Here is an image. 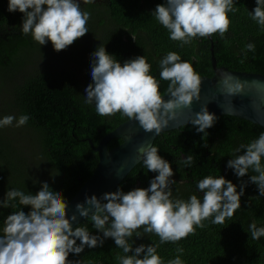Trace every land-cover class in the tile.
I'll return each instance as SVG.
<instances>
[{
	"label": "trees",
	"instance_id": "obj_1",
	"mask_svg": "<svg viewBox=\"0 0 264 264\" xmlns=\"http://www.w3.org/2000/svg\"><path fill=\"white\" fill-rule=\"evenodd\" d=\"M163 3L166 0L84 3L80 7L90 14V32L57 52L50 41L40 46L31 33L24 35L23 13L9 12L8 0H0V89L7 86L11 96L2 111L15 117L14 127L6 134L0 132V200L10 188L35 194L42 182H47L50 191L61 192L69 202L99 164V153L86 139L91 138L97 145L103 136L130 119L120 112L101 116L94 103L85 102L84 90L91 83L92 53L99 45L121 64L144 55L161 95L167 93L169 81L160 78V61L169 52L192 64L200 77L215 74L212 42L218 66L264 74V26L252 19L251 12L256 0H233L234 11L228 13L231 23L223 37L219 33L212 38L197 36L187 44L170 39V32L156 19L153 11ZM248 43L255 45L254 51L247 50ZM22 115L29 116V120L17 127L16 121ZM217 117L214 126L207 129L208 134L197 132L192 124L184 125L160 133L153 146L173 168L176 183L171 199L187 201L196 195L202 202L204 193L198 189V182L207 176L222 175L237 185V191L242 183L245 185L241 207L223 224H213L214 217L209 218L203 221V228L197 226L194 234L177 242L161 243L155 233H144L143 226L137 230L141 237L134 233L128 238L133 248L152 244L163 264L177 256L183 264H264V236L254 240L249 231L253 222L257 228L264 227V196L249 181V176L258 174L250 168L248 175L238 178L227 167L228 160L243 153V149L236 150L257 139L264 127L234 115ZM121 143L122 139L115 138L108 145L113 148ZM189 155L193 156L190 167L183 164ZM261 164L264 166V157ZM155 175L147 171L142 160L114 191L147 188ZM10 203L13 207H0V235L7 215L30 211L31 206L20 205L19 198ZM78 226L98 233L90 218ZM179 248L182 253L177 251ZM127 255L131 253L106 238L102 246L85 247L79 255L70 253L68 258L79 264H120L118 258Z\"/></svg>",
	"mask_w": 264,
	"mask_h": 264
},
{
	"label": "clouds",
	"instance_id": "obj_2",
	"mask_svg": "<svg viewBox=\"0 0 264 264\" xmlns=\"http://www.w3.org/2000/svg\"><path fill=\"white\" fill-rule=\"evenodd\" d=\"M83 2L90 4L94 0ZM8 11L23 13L24 35L31 33L40 46L50 41L57 52L90 32L87 26L90 14L81 10L78 0H8ZM230 11H234L233 0H166V3L157 4L153 13L170 32V39L187 44L197 36L219 33L223 37L231 23ZM251 12L252 19L264 26V0H256ZM246 48L254 51L255 45L248 43ZM113 57L105 46L96 48L92 53L91 83L84 90L85 102L94 103L101 116L120 112L137 120L146 132L159 134L176 118L177 109L190 108L193 100L199 99L200 76L192 64L181 61L175 52H169L160 61V78L169 81L168 99L161 95L157 79L150 75L151 65L144 55L125 60L123 64ZM235 87L238 89L239 84ZM229 91L233 89L230 87ZM14 119L11 115L5 116L0 119V127L11 126ZM217 119L207 106H203L195 112L190 123L197 132L205 134ZM28 120L29 116L22 115L16 126H23ZM241 149L243 153L228 160L227 167L238 178L248 175L251 168L258 175L249 176V181L256 184L259 195L264 196V166L261 164L264 133L236 151ZM137 151L143 155L147 171L157 173L147 188L137 187L128 192L117 189L104 193L102 198L95 194L86 196L83 203L76 204L71 216L68 215V201L61 192L50 191L47 182H42L35 194L10 188L0 200V207H13L10 202L16 198L20 205L31 207L27 213L13 211L4 219L0 264H79L68 258L70 253L79 255L85 247L102 246L106 238H112L117 247L131 253L119 257L120 264H163L152 244L133 248L128 238L134 233L141 237L137 230L143 226L144 233H155L161 243L177 242L194 234L197 226L203 228V221L209 218L214 217L213 224H223L241 207L245 185L242 183L237 191V185L222 175L207 176L198 182V189L204 193L202 202L196 195L187 201L171 199L172 185L176 181L172 178L174 171L170 162L159 155L154 146L141 144ZM192 162L191 155L183 160L189 167ZM77 213L90 218L98 233L92 234L85 227L73 228ZM249 231L254 240L264 236V227L257 228L255 222L250 224ZM177 251L182 253L183 249ZM168 264L183 262L177 256Z\"/></svg>",
	"mask_w": 264,
	"mask_h": 264
},
{
	"label": "water",
	"instance_id": "obj_3",
	"mask_svg": "<svg viewBox=\"0 0 264 264\" xmlns=\"http://www.w3.org/2000/svg\"><path fill=\"white\" fill-rule=\"evenodd\" d=\"M211 54L215 74L211 77H200L199 99H194L190 108L177 109L176 118L171 120L160 133L191 124L195 112L200 111L203 106H207L209 112L216 116L234 115L264 127V74L218 66L213 42ZM237 84H239L238 89L235 87ZM230 87L233 91H229ZM162 96L165 99L169 98L167 93ZM159 134H155L154 131L146 132L137 120L128 119L103 136L97 145L91 138H87L86 140L99 153L100 160L91 177L68 202V215L71 216L76 211V204L83 203L86 196L95 194L97 198H102L104 193L113 192L143 160V155L137 151V148L141 144L145 147L153 146ZM115 138L122 139V143L109 148V141ZM85 219L77 213L73 228Z\"/></svg>",
	"mask_w": 264,
	"mask_h": 264
},
{
	"label": "rangeland",
	"instance_id": "obj_4",
	"mask_svg": "<svg viewBox=\"0 0 264 264\" xmlns=\"http://www.w3.org/2000/svg\"><path fill=\"white\" fill-rule=\"evenodd\" d=\"M11 96L8 95V87L5 86L3 88L0 89V119H3L5 116H8L6 113V111H2V108L8 106V103L10 101ZM13 123L11 126H6V127H0V132L2 131L4 134H6V132L8 130H10L11 128H13Z\"/></svg>",
	"mask_w": 264,
	"mask_h": 264
},
{
	"label": "flooded vegetation",
	"instance_id": "obj_5",
	"mask_svg": "<svg viewBox=\"0 0 264 264\" xmlns=\"http://www.w3.org/2000/svg\"><path fill=\"white\" fill-rule=\"evenodd\" d=\"M78 2L80 3V5H84L83 0H78Z\"/></svg>",
	"mask_w": 264,
	"mask_h": 264
}]
</instances>
